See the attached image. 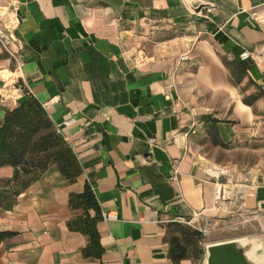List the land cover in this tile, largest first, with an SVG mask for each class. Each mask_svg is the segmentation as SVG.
Instances as JSON below:
<instances>
[{
    "label": "crops",
    "instance_id": "crops-1",
    "mask_svg": "<svg viewBox=\"0 0 264 264\" xmlns=\"http://www.w3.org/2000/svg\"><path fill=\"white\" fill-rule=\"evenodd\" d=\"M11 1L0 22L22 68L0 70V121L26 92L54 98L45 111L81 172L70 182L50 165L0 205V264H174V219L195 213L216 225L176 264H204L207 244L239 237L264 258V228L231 230L229 217L264 214V0ZM85 184L97 256L69 227Z\"/></svg>",
    "mask_w": 264,
    "mask_h": 264
},
{
    "label": "trees",
    "instance_id": "trees-1",
    "mask_svg": "<svg viewBox=\"0 0 264 264\" xmlns=\"http://www.w3.org/2000/svg\"><path fill=\"white\" fill-rule=\"evenodd\" d=\"M55 165L61 175L72 182L81 172L79 162L63 135L57 131L41 103L31 94L8 109L0 121V168H13L10 177L0 176V205L11 207L15 196L26 188L50 165ZM69 205L82 213L69 222V227L79 230L88 238L83 249L86 255H99L96 220L98 205L88 184L79 194L69 196ZM94 210V216L89 210ZM177 234L169 239V256L176 264L186 256L188 248L196 247L200 233L188 226L177 224ZM4 233H0V239Z\"/></svg>",
    "mask_w": 264,
    "mask_h": 264
},
{
    "label": "built area",
    "instance_id": "built-area-1",
    "mask_svg": "<svg viewBox=\"0 0 264 264\" xmlns=\"http://www.w3.org/2000/svg\"><path fill=\"white\" fill-rule=\"evenodd\" d=\"M8 6L14 7L15 6V1L11 0H4V4H0V20L1 17L3 16L2 9L7 8ZM214 9V4H208L206 10L207 11H212ZM13 41V37L7 27L5 26V23L2 24L0 22V51L3 54V58L0 61V70L8 69L12 71H16L19 76H21V61L18 58V55L16 52L12 49L11 44ZM250 52L247 51H242L237 55V58L241 61L247 60L250 57ZM54 98H51L49 101L44 102L41 104L44 110H46L52 102H54ZM76 121L75 118L69 117L66 118L62 121L63 126H69L73 124ZM60 132L59 130H57ZM61 133V132H60ZM62 134V133H61ZM150 144H154L155 140L154 138H149L148 139ZM216 170L220 173H224L225 170L223 168H216ZM172 180H177V173L176 171L171 175ZM224 194H220L219 197H223ZM102 219L105 221L109 220H115L117 218V215L113 211H106L101 214ZM231 219V225L230 229L231 230H243V231H251L255 232L257 231V227H260V229L264 228V225L262 223V219L264 217V214L256 211H240V212H231L229 215ZM200 219V214L195 213L189 218L185 217H176L174 220L183 223L184 225L197 230L203 237L208 236L213 228L215 227V223H210L208 222L207 224L204 225H199L197 222ZM255 222V223H254ZM258 223V225H255Z\"/></svg>",
    "mask_w": 264,
    "mask_h": 264
},
{
    "label": "water",
    "instance_id": "water-1",
    "mask_svg": "<svg viewBox=\"0 0 264 264\" xmlns=\"http://www.w3.org/2000/svg\"><path fill=\"white\" fill-rule=\"evenodd\" d=\"M257 246L258 241L253 237L209 243L205 246L204 264H264Z\"/></svg>",
    "mask_w": 264,
    "mask_h": 264
}]
</instances>
